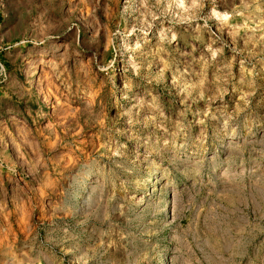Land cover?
<instances>
[{"label": "rangeland", "instance_id": "1", "mask_svg": "<svg viewBox=\"0 0 264 264\" xmlns=\"http://www.w3.org/2000/svg\"><path fill=\"white\" fill-rule=\"evenodd\" d=\"M0 264H264V0H0Z\"/></svg>", "mask_w": 264, "mask_h": 264}, {"label": "bare ground", "instance_id": "2", "mask_svg": "<svg viewBox=\"0 0 264 264\" xmlns=\"http://www.w3.org/2000/svg\"><path fill=\"white\" fill-rule=\"evenodd\" d=\"M74 2V1H73ZM88 8V7H87ZM86 11V10H85ZM86 13H88L87 11H86ZM62 51H64V50H62ZM62 51H60V52H62ZM60 52L58 53L59 55H60ZM57 54V53H56ZM65 54V53H64ZM63 54V55H64ZM49 55V54H48ZM50 56V55H49ZM57 56V55H56ZM47 58H48V56H47ZM46 63V62H45ZM52 63V62H51ZM50 63V64H51ZM40 64V63H39ZM46 64H48V63H46ZM37 65V64H36ZM52 65V64H51ZM48 66H50V65H48ZM42 66H40V68H41ZM40 70H42L43 71V68H41ZM49 70V69H48ZM44 73H46V71L44 72ZM43 74V73H42ZM47 74H49V73H47ZM40 76H42V77H38L39 79V81H40V84L39 85H41L42 87H44V89L46 88V89H48V91L53 87L52 86V84L49 82V78H47V76L44 74V76L43 75H41V73H40ZM51 81V80H50ZM55 84V83H54ZM56 85V84H55ZM42 87H40L41 89H42ZM43 89V90H44ZM54 90H56V89H54ZM44 92H47V90L45 91L44 90ZM50 92V91H49ZM55 92V91H54ZM52 93V92H51ZM60 93V92H59ZM54 94V93H53ZM45 96V95H44ZM43 96V97H44ZM60 96V95H59ZM58 96V97H59ZM51 97H52V95H51ZM54 97H55V95H54ZM57 97V96H56ZM46 98H48L49 99V93H48V95H46ZM55 99V98H54ZM56 100H58V98H56ZM56 100H54V101H56ZM60 100V99H59ZM51 101V100H50ZM47 102H48V100H47ZM53 102V101H52ZM57 102V101H56ZM51 104V103H50ZM52 106V105H51ZM47 122L48 121H46V124H47ZM50 123H48V125H49ZM49 127V126H48ZM169 191V190H168ZM169 198V197H168ZM21 209V208H20ZM161 209H162V211H169V206H167V203H165V204H162V206H161ZM21 210H23V209H21ZM19 220H22L23 222H26V221H28V219H29V217H30V214L27 212V211H20V214H19ZM21 221V222H22ZM28 223V222H27ZM24 227V226H23ZM25 228V227H24ZM23 233H25L24 231H23ZM26 234V233H25Z\"/></svg>", "mask_w": 264, "mask_h": 264}, {"label": "clouds", "instance_id": "3", "mask_svg": "<svg viewBox=\"0 0 264 264\" xmlns=\"http://www.w3.org/2000/svg\"><path fill=\"white\" fill-rule=\"evenodd\" d=\"M181 6H183V5H181Z\"/></svg>", "mask_w": 264, "mask_h": 264}]
</instances>
